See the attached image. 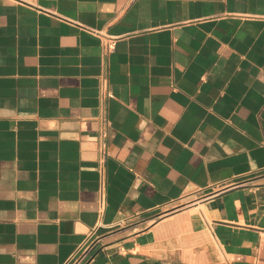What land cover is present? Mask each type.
Segmentation results:
<instances>
[{
  "label": "crops",
  "instance_id": "obj_1",
  "mask_svg": "<svg viewBox=\"0 0 264 264\" xmlns=\"http://www.w3.org/2000/svg\"><path fill=\"white\" fill-rule=\"evenodd\" d=\"M0 264H264V0H0Z\"/></svg>",
  "mask_w": 264,
  "mask_h": 264
},
{
  "label": "built area",
  "instance_id": "obj_2",
  "mask_svg": "<svg viewBox=\"0 0 264 264\" xmlns=\"http://www.w3.org/2000/svg\"><path fill=\"white\" fill-rule=\"evenodd\" d=\"M115 39L116 38H110V37H106L103 41V45L106 51H111L114 49L115 47ZM107 87H108V82H107V78H103V91L106 93L107 91ZM103 122H104V126H103V137L106 135V128L105 126L108 123V120L103 117ZM99 153H100V166H99V171H100V175H101V187L99 189V200H98V205H99V210L102 211L105 206H106V188H105V181H104V161L107 158L109 152L107 149V145L105 140L103 139L100 143V147H99ZM177 208V207H176ZM121 223V222H120Z\"/></svg>",
  "mask_w": 264,
  "mask_h": 264
}]
</instances>
